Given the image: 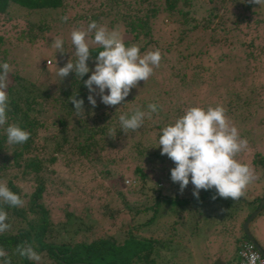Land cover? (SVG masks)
Returning <instances> with one entry per match:
<instances>
[{
    "label": "trees",
    "instance_id": "obj_1",
    "mask_svg": "<svg viewBox=\"0 0 264 264\" xmlns=\"http://www.w3.org/2000/svg\"><path fill=\"white\" fill-rule=\"evenodd\" d=\"M191 1L195 0H0V15L8 12L9 5L24 9L26 15L57 12L55 22L66 34L74 28L86 29L91 21L109 30L115 28L123 32L126 47L138 45L142 54L154 44L153 23L162 14L182 19L173 28L177 29L176 41L186 51L194 43H184L183 38L197 28L202 30L213 19H224V16L227 23L233 24L228 35L221 36L225 44L218 46L221 50L223 46L225 51L218 47H215L217 51L211 47L192 54L179 51L175 60H171L167 55L171 46L166 41L160 65L165 64L167 71L173 67L174 70L166 74L164 82L155 81L152 87L138 96L127 97L118 106L109 107L97 101L94 108L87 100L89 91L83 80L94 68V58L102 50L99 46L91 44L92 58L87 61L90 72L80 80L70 72L62 81L58 79L55 84L45 85L23 76L15 61L9 62L2 45L5 38L12 37L0 32V63L11 66L6 89L8 123H16L30 133L25 143L9 145L4 131L7 124L0 127V182H5L24 200L22 207L0 204L8 214L6 222L10 225L8 231L0 234V247L8 253L11 264H37L16 253L17 246L26 242L41 256L39 264H157L166 253L176 254L179 245L173 237L182 234V228H187L188 233L195 232L198 222L212 210L211 216L217 215L220 222L232 218L230 211L227 215L232 200L211 199L214 189L200 190L196 199L190 182L181 193L179 184L170 178V169L175 164L161 155L159 147L153 146L160 129L189 106L223 105L232 121L239 115L240 119L253 116L254 105L261 107L264 103V4H250L246 0H198L204 15L188 25L186 16ZM241 8L248 15L240 16ZM249 14H253V19ZM63 16L68 17L66 22L61 20ZM52 22L44 17L26 19L13 37L15 48L41 44L50 26H56ZM236 23L244 26L237 28ZM217 26L218 31H224ZM87 39L90 42L92 34ZM64 49V56L57 58L58 64L75 60L71 41L64 43ZM234 51L242 53L249 62L250 78L254 76L253 81L259 82L255 89L263 90L256 97L242 99L239 105L246 111L242 109L237 115L238 101L230 102L225 90L214 85L223 76L222 71L228 69ZM187 56H191L190 60ZM47 61L50 66L51 61ZM178 65L182 67L180 74ZM39 66L42 69L46 65L42 62ZM40 74L43 73L38 69L36 78ZM207 94L212 97H206ZM73 95L84 101L85 114L79 118L74 115V106L69 100ZM150 103L157 104L158 111L151 117L146 116L138 131L126 134L120 130L119 115L131 114L136 107L147 112ZM112 129L115 137L108 136ZM249 162L258 180L264 181V156L253 151ZM94 165L104 166L99 173L106 184L96 179ZM73 174L77 177L69 178ZM263 193L264 189L260 197L254 196L251 201L257 203ZM50 194L61 199L64 194L72 195L71 203L63 201L72 208L64 207L61 221L51 217L47 201ZM234 201L235 207L238 200ZM232 241L229 259H218L213 264L236 261L237 251L247 239L239 229Z\"/></svg>",
    "mask_w": 264,
    "mask_h": 264
},
{
    "label": "clouds",
    "instance_id": "obj_2",
    "mask_svg": "<svg viewBox=\"0 0 264 264\" xmlns=\"http://www.w3.org/2000/svg\"><path fill=\"white\" fill-rule=\"evenodd\" d=\"M250 4H264V0H246ZM67 21L68 17H61ZM92 34L89 42L87 39ZM71 44L74 49L75 60H68L63 67H57V75L61 81L75 73L79 80L90 72L87 61L91 59V44L99 46L102 50L95 56V65L84 86L88 89L87 100L94 108L97 104L96 96L109 107L120 105L126 100L133 88L138 87L140 81H147L153 74L154 68L160 66L162 55L159 49L140 52V46H125L120 32L109 30L91 21L86 29L74 28L70 33ZM56 52L64 54L63 40L55 38ZM11 66L0 63V127L4 128L9 145L23 144L30 133L23 130L16 123H8V75ZM107 90V94L106 93ZM69 100L74 106V115L80 117L85 114L83 99L70 96ZM148 111L136 107L131 114H121L118 117L120 130L128 134L136 132L143 126L146 116L151 117L158 111V105L150 103ZM85 118V116H84ZM115 130L109 131L110 137H115ZM153 147H159L161 155H166L175 167L170 169V178L173 183L179 184L183 190L191 182L193 196L199 199L200 190H212L211 199L216 198L239 200L246 195L249 184L259 177L246 163L239 162L237 155L248 147V140L241 138L237 127L226 116L223 105L216 106H189L182 111L174 121L165 124L158 134ZM0 204L12 207H22L24 200L11 191L5 182H0ZM8 214L0 208V234L8 231L10 225L6 222ZM249 242V241H248ZM16 253L28 260L41 261V256L27 242L18 245ZM246 264H264L259 253L249 250L244 253ZM0 264H11L8 253L0 247Z\"/></svg>",
    "mask_w": 264,
    "mask_h": 264
},
{
    "label": "rangeland",
    "instance_id": "obj_3",
    "mask_svg": "<svg viewBox=\"0 0 264 264\" xmlns=\"http://www.w3.org/2000/svg\"><path fill=\"white\" fill-rule=\"evenodd\" d=\"M199 4L200 1L198 0L191 1V5L190 7H188L189 14L186 16L188 25L194 24L196 22V18L204 15V10L199 6ZM227 6L230 7L231 4H227ZM25 13L26 11L24 9L16 7L14 5H9L8 12L6 14L0 15V32H5V36L9 35V37L13 38L15 35H17L18 29L23 27L24 21L26 19L33 21L36 20L37 17H44L47 20L50 19L51 21L53 20L51 25L55 24L56 26H50L49 31L44 35L45 39L41 40V44L37 43L32 46H26L23 49L15 48V38H5L2 47H4L6 50V58L10 60L9 62H12V60L15 61L16 65L21 70V74L29 78L30 80L34 79L37 83L45 85L48 83L55 84L56 80L60 79V77L57 75V67H63L64 65L56 63L57 58L61 56V53L58 51L56 52V49L53 46L54 40L55 38L60 37L63 40L64 46L65 42L67 43L71 41L70 34L64 33L60 28V25L55 22L58 18L57 12L38 11L28 13V15H26ZM245 14L246 11L241 8L239 15L244 16ZM163 15L164 14L154 20L153 24L155 26L154 31L152 32V40L154 44L151 48H147L146 51L159 49L160 52H163L164 45L167 41V43L171 46L169 47V51L171 53H167V55L171 57V60L173 58V60H175V54H178L179 51L182 54L186 52H191L192 54L199 51V49L210 50L211 47L215 48L219 45L221 46L222 43L225 44V41L222 42L221 36H223L225 33L226 35H228L227 32H230L229 26H233V24L230 25L229 23H227L228 19L226 18V16H224V19H213L212 22H209L206 28L202 30L197 28L192 33H189L187 37L183 38L184 43L186 41L194 43L192 48L189 49L190 51H186L184 50V46L182 48V44H178V42L176 41L177 29H175V27L173 28V26H177L178 23L182 22V19H177L176 16L168 17L164 15V17ZM250 17L251 19H253V14H249V18ZM218 24L223 27V32L217 30ZM236 24L237 25L234 26L237 28H241L244 26V24L241 23ZM70 28L71 30L73 29L72 27ZM172 29L173 31H171ZM119 32L122 38H124L123 32ZM235 39L236 38L234 37L232 43H234ZM210 43L211 45L209 46ZM218 48L221 50V47ZM215 51H217L216 48ZM221 51H225L223 46ZM187 57L190 60L191 56ZM47 59L51 61V64H49L50 66H48L46 63ZM42 62L46 66H42L41 69L39 65ZM229 62L230 63L228 64V69L223 68V76L220 77V80L214 83V85L220 90H225V96L230 102L238 101V104H236L235 108V115H237L238 112H242V109L243 111H246L245 107L242 108V106L239 105L242 99L245 100L246 98L248 99L251 96L256 97L257 92L259 93L263 90L258 89L257 91V89H255V86L259 85V82L256 80L253 81L252 78H254V76L250 78V64L245 59L242 53L234 51V57H232ZM164 66L165 64H162L158 68H154L153 74L149 77V79L145 82L140 81L138 87L133 88L129 96H138L137 94L139 92H142L146 88L152 87V84L155 81L156 83L160 80L164 82V77L167 78L166 74L169 71L171 72L172 70H174L173 67L171 69H168L169 71H167L165 70ZM176 68H178L177 71L180 74L182 71V67L179 66ZM38 69L43 74H40L39 78H36V72H38ZM234 76H236L238 80H235ZM153 77H155L156 79ZM105 94H107V90ZM211 94H207L206 97L211 98L212 96H209ZM141 96L144 97V95ZM164 97L166 98L167 96ZM95 98L99 103L102 104L99 96H96ZM196 100L197 98L194 101L196 102ZM199 100H201V98ZM163 101L165 102V100ZM163 105H165V103H163ZM260 105V108H256L255 105L252 107L253 110L251 112L254 114L253 116H247L246 119H240L241 115H239L234 121L230 120L239 130L241 138H246L248 140V147L243 152L238 154L236 158L239 162L248 164L253 170L254 168L249 162L251 153L253 151H257L264 156V103ZM136 139L138 138L135 135L134 140ZM145 140L148 141V138ZM142 141L144 142V140ZM103 167V165H94L92 167V171L96 174L97 180H99L102 184H106V181L101 178V175L99 173V170H101ZM76 174L69 175V178H71V176L73 178H76ZM66 176L64 178H66ZM92 183L93 181L90 182V184ZM263 189V180L257 179L249 184L248 188L246 189V195L241 197L237 201V205L235 207L232 205L235 204V201L232 200L233 203H231L227 212V215L229 211L231 212L232 218H229L227 221L220 222V219H218L217 215L211 216V213L214 212V210H212L211 213L208 214V216L198 222L195 232L188 233L189 230L187 228H182V234L180 233L178 236L173 237V240H176L179 245V249H177L175 252L176 254L173 256L166 253L164 257L162 256L158 259L159 262L157 264H213V262L218 259H222L224 261L228 260L230 255H232L231 249L233 247V237L239 233V229L243 220L256 208L257 203H255L254 200L251 201L252 197L259 196ZM64 195V199L58 198L57 196L55 197L52 194H50V196L47 198L51 217L53 218V220L57 221L60 219V217L62 216L61 212L63 211L64 207L68 209L72 208L71 204H64L65 201H68L70 203L72 202V195ZM226 219L227 218H225V220ZM248 232L256 242V244L260 248H262V250H264V205L261 207L259 212L250 220L248 224ZM140 233L141 235L146 234L144 232ZM61 235L64 234L62 233Z\"/></svg>",
    "mask_w": 264,
    "mask_h": 264
},
{
    "label": "water",
    "instance_id": "obj_4",
    "mask_svg": "<svg viewBox=\"0 0 264 264\" xmlns=\"http://www.w3.org/2000/svg\"><path fill=\"white\" fill-rule=\"evenodd\" d=\"M264 205V195L258 200L256 208L243 220L240 229L246 236L247 241H249L254 248L259 252V254L264 258V251L256 244L251 235L248 232V224L250 220L259 212L261 207Z\"/></svg>",
    "mask_w": 264,
    "mask_h": 264
},
{
    "label": "built area",
    "instance_id": "obj_5",
    "mask_svg": "<svg viewBox=\"0 0 264 264\" xmlns=\"http://www.w3.org/2000/svg\"><path fill=\"white\" fill-rule=\"evenodd\" d=\"M46 63H48L47 60H46ZM249 250L259 253L250 242L245 241L241 244L239 250L237 251L236 261L231 262L229 264H246L244 260V253L248 252ZM260 257L261 259H264L261 255Z\"/></svg>",
    "mask_w": 264,
    "mask_h": 264
},
{
    "label": "crops",
    "instance_id": "obj_6",
    "mask_svg": "<svg viewBox=\"0 0 264 264\" xmlns=\"http://www.w3.org/2000/svg\"><path fill=\"white\" fill-rule=\"evenodd\" d=\"M262 249V248H261ZM264 251V250H263Z\"/></svg>",
    "mask_w": 264,
    "mask_h": 264
}]
</instances>
